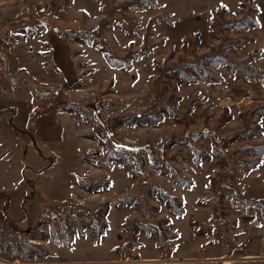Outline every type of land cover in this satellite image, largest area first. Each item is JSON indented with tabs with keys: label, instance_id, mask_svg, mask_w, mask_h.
Returning <instances> with one entry per match:
<instances>
[{
	"label": "rangeland",
	"instance_id": "1",
	"mask_svg": "<svg viewBox=\"0 0 264 264\" xmlns=\"http://www.w3.org/2000/svg\"><path fill=\"white\" fill-rule=\"evenodd\" d=\"M231 1L0 5V264H264L235 251L264 225V101L225 98L264 39Z\"/></svg>",
	"mask_w": 264,
	"mask_h": 264
},
{
	"label": "crops",
	"instance_id": "2",
	"mask_svg": "<svg viewBox=\"0 0 264 264\" xmlns=\"http://www.w3.org/2000/svg\"><path fill=\"white\" fill-rule=\"evenodd\" d=\"M5 1L7 0H0V5H2ZM246 2L250 3V5L254 7H257V14L255 18L260 25V31L262 32V38L264 39V0H246ZM229 5L238 8L236 10L238 11L243 7V0H232ZM251 66L256 70L264 72V52H262L261 57L256 60L254 64H251ZM232 81H235L236 84L235 86L229 88L228 92L225 94V98H228L230 101H234L233 103L244 102L250 104L254 101H264V79L260 82H253L247 79L245 75L236 73ZM22 106L26 109L25 105ZM23 108L21 107V117L25 112L23 111ZM255 176L260 177V179L264 181V161L262 162L259 170H257V174ZM242 230L244 243L241 249L235 251L240 252L241 256L245 259L264 257V225L256 226L252 222H246ZM152 259L153 258L141 259V261H138L136 264L154 263L151 261ZM214 259L215 258H211V256H206L183 259L168 258L166 260L158 261H162L164 264H216L211 263Z\"/></svg>",
	"mask_w": 264,
	"mask_h": 264
},
{
	"label": "trees",
	"instance_id": "3",
	"mask_svg": "<svg viewBox=\"0 0 264 264\" xmlns=\"http://www.w3.org/2000/svg\"><path fill=\"white\" fill-rule=\"evenodd\" d=\"M255 22L258 24V22L256 21V19H255ZM220 61L223 62L222 60H220ZM236 64L237 63H233V62H230V64H229L231 70H233L234 73H235V70L236 71L237 70H241L242 72H244L247 75V77H248L249 80H256V81H258L256 78H254V76H253L254 75V71H253V69L251 67L250 68H247V67L242 68V67H240V66H238ZM262 113H263L262 114V116H263L264 115V112H262ZM34 114L35 113L32 114V116H31L32 118L30 117L31 121H33L35 119V115ZM79 180H80L79 182H80L81 185H83L84 187H87V188L89 187V184L90 183L86 182L84 178H80ZM93 187H94L93 188L94 190H97L98 191L99 190V187H100V183L94 184ZM162 196H163V198L165 200H170L176 206V202L177 201H176V199H174L173 197H171V195L169 196L168 193L163 192L162 193ZM234 199H236L240 203H246V204H249V205H252V206H255L256 203H259V202H256V201L252 200V199H249V198H245V197L243 198L240 195H234ZM131 200L134 201V199L125 198V199L119 200L118 202L119 203H123V204H129V203H132ZM173 201H176V202H173ZM256 207H259V205H257ZM177 212H179V211H177ZM143 224H144L143 222H139V221H136V220H133L132 222L127 223L126 229L129 232V238H130V245H129V247L130 248H133V247H137L138 246L137 245V235H138L139 231H141V230L149 231L150 230V229L147 228V225H143ZM156 230H157V233H156L157 234V244H161V240L164 237L163 236V233L161 232V230H159V228H157ZM128 256H130V254Z\"/></svg>",
	"mask_w": 264,
	"mask_h": 264
},
{
	"label": "built area",
	"instance_id": "4",
	"mask_svg": "<svg viewBox=\"0 0 264 264\" xmlns=\"http://www.w3.org/2000/svg\"><path fill=\"white\" fill-rule=\"evenodd\" d=\"M9 69V61L7 56L0 52V76H5L7 74V70Z\"/></svg>",
	"mask_w": 264,
	"mask_h": 264
},
{
	"label": "water",
	"instance_id": "5",
	"mask_svg": "<svg viewBox=\"0 0 264 264\" xmlns=\"http://www.w3.org/2000/svg\"><path fill=\"white\" fill-rule=\"evenodd\" d=\"M12 111H13V113H16V110L15 109H12ZM10 120H12V119H10ZM10 123H11V121H10Z\"/></svg>",
	"mask_w": 264,
	"mask_h": 264
}]
</instances>
